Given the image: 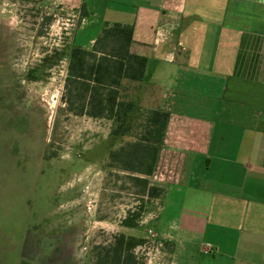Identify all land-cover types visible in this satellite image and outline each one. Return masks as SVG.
Instances as JSON below:
<instances>
[{
  "label": "crops",
  "instance_id": "obj_1",
  "mask_svg": "<svg viewBox=\"0 0 264 264\" xmlns=\"http://www.w3.org/2000/svg\"><path fill=\"white\" fill-rule=\"evenodd\" d=\"M86 1L75 44L99 36L91 16L133 24L131 49L148 62L123 92L170 113L147 176L165 191L136 226L120 221L115 232L157 240L146 264H264V0ZM1 219L0 264L47 263L27 221ZM143 226L146 236L128 234ZM76 228L65 237L79 238Z\"/></svg>",
  "mask_w": 264,
  "mask_h": 264
},
{
  "label": "rangeland",
  "instance_id": "obj_2",
  "mask_svg": "<svg viewBox=\"0 0 264 264\" xmlns=\"http://www.w3.org/2000/svg\"><path fill=\"white\" fill-rule=\"evenodd\" d=\"M89 9L86 0H0V221H27L46 264H89L95 245H113L116 224L142 215L152 198L132 178L145 176L109 164L140 121L134 136L112 140L111 121L67 110L68 55ZM92 18L88 30H102ZM77 224L84 232L66 238ZM130 231L146 236L147 226ZM140 238L145 254L155 250L154 237Z\"/></svg>",
  "mask_w": 264,
  "mask_h": 264
},
{
  "label": "trees",
  "instance_id": "obj_3",
  "mask_svg": "<svg viewBox=\"0 0 264 264\" xmlns=\"http://www.w3.org/2000/svg\"><path fill=\"white\" fill-rule=\"evenodd\" d=\"M133 43L134 25L113 22L104 25L91 47L74 44L68 55L64 101L74 115L111 121L112 140L134 136L135 123L140 121L134 141L110 150L109 164L145 175L132 178L143 183L144 194L157 197L165 190L152 185L147 176L155 169L170 113L142 108L124 94V80L142 81L147 68V56L133 52ZM137 216L125 218L122 224L136 226L141 215ZM114 239L113 245H95L91 264H146L136 252L143 239L125 233L115 234Z\"/></svg>",
  "mask_w": 264,
  "mask_h": 264
},
{
  "label": "built area",
  "instance_id": "obj_4",
  "mask_svg": "<svg viewBox=\"0 0 264 264\" xmlns=\"http://www.w3.org/2000/svg\"><path fill=\"white\" fill-rule=\"evenodd\" d=\"M150 232H152L151 230H150ZM154 235V234H153ZM145 245H140V246H138L137 247V249H136V252L138 253V254H140V255H142L143 256V258H144V260H145V262L146 263H149L150 261H151V258L152 257H149L148 258V256H146V254H145ZM147 253V252H146Z\"/></svg>",
  "mask_w": 264,
  "mask_h": 264
}]
</instances>
